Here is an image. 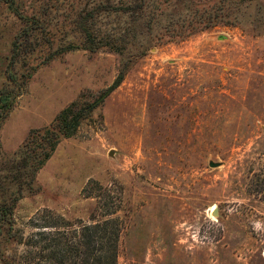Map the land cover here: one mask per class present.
Segmentation results:
<instances>
[{"label":"rangeland","instance_id":"obj_1","mask_svg":"<svg viewBox=\"0 0 264 264\" xmlns=\"http://www.w3.org/2000/svg\"><path fill=\"white\" fill-rule=\"evenodd\" d=\"M125 1L0 0V264H45L30 236L103 205L123 224L117 264H264V0L153 45L110 90L118 56L83 34L111 32ZM192 1L176 11L239 0ZM107 90L31 181L29 133Z\"/></svg>","mask_w":264,"mask_h":264},{"label":"trees","instance_id":"obj_2","mask_svg":"<svg viewBox=\"0 0 264 264\" xmlns=\"http://www.w3.org/2000/svg\"><path fill=\"white\" fill-rule=\"evenodd\" d=\"M192 0H126L124 8L114 12L116 23L107 32L102 28L84 29V42L92 49L106 48L118 56L117 76L110 86L114 89L124 79L130 65L155 44L185 37L217 24L239 23V0L231 7H218L213 12L199 13L189 6L177 10L179 4ZM119 9V8H118ZM87 102L79 96L63 108L47 126L32 130L16 154L23 156L29 168V178L50 158L63 138L76 134L85 119L98 107L100 100ZM104 219L92 217L89 222L65 225L58 230L37 231L30 236L31 246L40 247L38 256L45 264H117L118 243L123 224L114 217L115 210L103 205L99 208ZM114 210V211H113ZM107 211V212H106ZM111 211V212H108ZM40 236V237H39ZM46 243V244H45ZM48 250L47 253H44ZM30 256L12 259V264H31Z\"/></svg>","mask_w":264,"mask_h":264},{"label":"water","instance_id":"obj_3","mask_svg":"<svg viewBox=\"0 0 264 264\" xmlns=\"http://www.w3.org/2000/svg\"><path fill=\"white\" fill-rule=\"evenodd\" d=\"M211 166H215V165H217V163H214V162H211V164H210ZM214 214H216V212H215V210H214V212H213Z\"/></svg>","mask_w":264,"mask_h":264},{"label":"bare ground","instance_id":"obj_4","mask_svg":"<svg viewBox=\"0 0 264 264\" xmlns=\"http://www.w3.org/2000/svg\"><path fill=\"white\" fill-rule=\"evenodd\" d=\"M213 209V208H212Z\"/></svg>","mask_w":264,"mask_h":264}]
</instances>
